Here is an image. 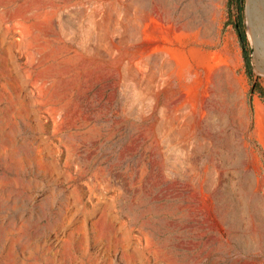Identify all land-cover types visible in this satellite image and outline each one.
Segmentation results:
<instances>
[{"label":"rangeland","instance_id":"374dc122","mask_svg":"<svg viewBox=\"0 0 264 264\" xmlns=\"http://www.w3.org/2000/svg\"><path fill=\"white\" fill-rule=\"evenodd\" d=\"M245 16L264 85V0ZM228 18L0 0V264H264V101Z\"/></svg>","mask_w":264,"mask_h":264},{"label":"trees","instance_id":"16d2710c","mask_svg":"<svg viewBox=\"0 0 264 264\" xmlns=\"http://www.w3.org/2000/svg\"><path fill=\"white\" fill-rule=\"evenodd\" d=\"M227 7L229 10V18L226 25H233L242 47L246 73L251 80L249 101L251 108L254 111L253 94L258 93L264 101V85L259 82L254 70L252 60L253 45L249 38L245 16L246 0H227ZM262 150L264 152L263 148Z\"/></svg>","mask_w":264,"mask_h":264},{"label":"bare ground","instance_id":"6f19581e","mask_svg":"<svg viewBox=\"0 0 264 264\" xmlns=\"http://www.w3.org/2000/svg\"><path fill=\"white\" fill-rule=\"evenodd\" d=\"M162 9L160 8V7H153V8H151L150 10H144V9H141V12L144 14V15H150V16H153V17H155V20L157 21V22H161L162 24H163V26H164V19L165 18H167L168 16L165 14L166 12L164 11V10H162ZM184 17V16H183ZM186 22V21H185ZM188 22V21H187ZM178 24H180L181 25V27H184L185 26V24L182 22V16H180L179 18H172V19H170V28L172 29V28H174V27H176ZM190 24V23H189ZM180 25H178V26H180ZM203 28V27H202ZM207 28V27H206ZM178 29V28H177ZM187 30V29H186ZM168 31V30H167ZM208 31V30H207ZM161 51V50H160ZM165 52V51H164ZM162 53H163V51H162ZM164 54V53H163ZM166 57V56H165ZM167 58H168V56H167ZM169 59V58H168ZM162 60V59H161ZM165 61V60H164ZM171 62V61H170ZM170 62H169V64H170ZM163 65V64H162ZM171 65V64H170ZM169 66V65H168ZM167 66V67H168ZM164 71V70H163ZM169 72V71H168ZM171 72V71H170ZM160 73H161V71H160ZM167 73V72H166ZM163 74H165V73H163ZM256 107H257V114H258V116H261V114H264V106H263V104L261 103V102H258L257 103V105H256Z\"/></svg>","mask_w":264,"mask_h":264},{"label":"crops","instance_id":"0c3cea01","mask_svg":"<svg viewBox=\"0 0 264 264\" xmlns=\"http://www.w3.org/2000/svg\"><path fill=\"white\" fill-rule=\"evenodd\" d=\"M256 120H257L258 126L264 128V114H261V116H258L257 107H256Z\"/></svg>","mask_w":264,"mask_h":264}]
</instances>
